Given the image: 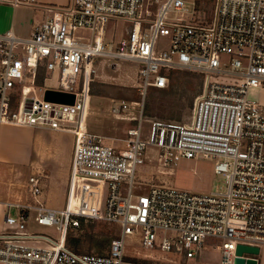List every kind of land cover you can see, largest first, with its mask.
Here are the masks:
<instances>
[{
    "label": "built area",
    "instance_id": "built-area-1",
    "mask_svg": "<svg viewBox=\"0 0 264 264\" xmlns=\"http://www.w3.org/2000/svg\"><path fill=\"white\" fill-rule=\"evenodd\" d=\"M18 7L37 0H4ZM184 0H71L65 6H46L47 16L28 40L12 31L0 35V127L46 126L75 135L69 197L60 212L43 200L42 178L29 181V202L12 203L7 228L0 233V264H135L126 260L127 235L139 233L146 249L177 253L200 264L207 238L223 241L219 264H235L239 245L264 247V105L250 97L264 88V0H214L207 23H188L196 17ZM174 15V17H169ZM130 21L127 38L107 42L112 19ZM79 31L91 32L90 38ZM160 36L171 38L170 52H158ZM113 56L144 63L138 73L145 96L149 88L166 89L175 70L204 74L203 92L195 98L189 122L150 120L146 139L143 114L127 130L123 144L86 130V111L95 74L94 59ZM115 66V65H114ZM57 72L58 88L38 85L40 72ZM212 74L231 75L241 82L212 81ZM46 89L73 93V105L49 102ZM42 91L43 98L37 95ZM33 92L35 96H30ZM132 104V103H131ZM130 102L114 100L112 112L124 116ZM139 104V103H138ZM145 105H142V113ZM115 141V142H114ZM155 148L167 166L200 155L215 159V171L226 179L224 190L192 193L168 186L153 187L147 195L133 193L138 165ZM82 185L74 198L76 184ZM93 182V183H92ZM127 191L123 195L122 189ZM43 226L57 225L58 239L27 230L30 212ZM120 224L105 255L80 254L66 242L69 228L80 221ZM171 232L172 236L167 234ZM259 254L243 253L244 259Z\"/></svg>",
    "mask_w": 264,
    "mask_h": 264
},
{
    "label": "rangeland",
    "instance_id": "rangeland-1",
    "mask_svg": "<svg viewBox=\"0 0 264 264\" xmlns=\"http://www.w3.org/2000/svg\"><path fill=\"white\" fill-rule=\"evenodd\" d=\"M184 1L186 3V7L190 11H193V3L196 1L205 7H202V10L196 13L195 18L193 17L191 19L189 16H186V22L190 24L198 22L207 23L210 21V19H212L214 12V0ZM169 17H174V15H170ZM131 26L132 24L130 21L121 18L112 19L106 28V41L113 42L116 45L120 40L129 36ZM78 35L85 38H90L91 32L79 31ZM171 48L172 42L170 37L160 36L158 38L156 44V49L158 52H170ZM143 66V62L136 60H128L106 55H99L95 57V74L93 76L94 81L92 83V93L90 94L88 101L89 106L86 111L85 120L86 130L88 132L112 138L121 136V139L125 137V134L127 136V131L126 133L123 131L124 127L127 128L128 122L113 115L111 111L113 105L112 99L128 100L130 104L132 103V107L137 108V112L138 109H141L142 105L144 104L145 114L151 116L155 114L154 116L156 117L157 114L164 116L160 118L157 117L159 119L167 121L175 120L185 123L190 121L195 99L190 101V99H183V97H181L182 94L186 93L182 92V89L177 88L181 84L176 82L175 76L174 78H172L173 76H170L171 83L168 88H149L145 96L141 93L139 84H143V82L139 80L138 73ZM190 72L194 73L196 71ZM46 78L47 79L44 80V85L41 87H59L60 77L57 72L47 73ZM211 80L224 84L242 81L239 78L225 74H212ZM197 81V79L194 80L195 83ZM205 81L206 78L204 76L202 92L205 87ZM174 86L175 88H173ZM191 90L193 91V88H191ZM29 95L35 96L33 92H30ZM37 95L40 98H43L42 91L39 90ZM260 98L261 101L264 102V88L261 92ZM132 100L137 101L139 104L131 102ZM174 114H176L175 119H173ZM149 131L150 122L144 119L142 124V135L144 139L148 137ZM116 144H123V142H116ZM26 179L29 183L30 175L27 176ZM70 180L68 185L59 184L57 187L50 189L49 192L46 193L45 202L48 209L55 210L57 212L63 210L64 205L66 204L69 197ZM86 182L89 181L83 180L76 184L74 191L75 199L80 197L81 187ZM225 182V177L216 173L215 159L212 157L207 158L200 155L193 159H181L177 163L167 166L161 160L158 151H156L155 148H150L146 153L144 164L138 165L136 168L133 193L135 196L147 195L150 190L156 186H168L192 193H211L214 191L224 190L226 187ZM122 193L123 195L127 194L125 188L122 189ZM9 213L10 215L14 216L18 214V212L15 210H11ZM36 215V212H30L29 218L27 220L28 232L32 234H43L49 236L52 239H58L60 237L58 226L40 225L36 221ZM85 226H87V228L91 226L92 231L95 233L106 231L109 232L114 238L116 236H122V227L120 224L110 225L104 222H85ZM6 228L7 225L3 223L0 233ZM78 228H69V230L74 229L78 231ZM167 235L172 236L173 233L169 232ZM204 243L207 248L199 263L219 264L221 260V250L217 247L221 246L223 241L219 238H207ZM125 245L126 260L134 262L135 264H187V260L177 253H167L158 248H144L139 233L127 235ZM259 257V264H264V247L261 249ZM194 263L195 262H189V264Z\"/></svg>",
    "mask_w": 264,
    "mask_h": 264
},
{
    "label": "crops",
    "instance_id": "crops-1",
    "mask_svg": "<svg viewBox=\"0 0 264 264\" xmlns=\"http://www.w3.org/2000/svg\"><path fill=\"white\" fill-rule=\"evenodd\" d=\"M70 1L37 0L35 5L14 7L4 0H0V35L12 31L21 40H28L31 38L35 28L48 15L44 7L65 6ZM186 16L193 18L186 13L178 15L180 19L185 21ZM262 90L258 88L252 89L250 97L261 101ZM114 100L123 99H112V102ZM124 101L129 102L128 100ZM131 102L138 104L134 100ZM261 103L264 105V102L261 101ZM141 114L144 116L143 119L148 122L157 117H164L159 114H157V117L154 116L155 114L153 116L145 114V107L143 113L142 108L138 109L137 112V108L132 107V105L130 112L124 116H116L113 113L117 118L128 122L127 128L124 127L123 132L125 133L128 128L141 118ZM175 115L173 119H175ZM125 137L122 139L121 136L113 137V139H116V142H120ZM74 150L75 135L72 132L59 131L46 126L31 127L5 124L0 127V229L5 222L7 213L11 210L21 211L20 208L9 210V203L21 206L28 204L29 183L26 179L27 176L30 175V178L32 176H40L42 178L44 202L46 193L50 189L57 187L59 184L68 185L71 177Z\"/></svg>",
    "mask_w": 264,
    "mask_h": 264
},
{
    "label": "trees",
    "instance_id": "trees-1",
    "mask_svg": "<svg viewBox=\"0 0 264 264\" xmlns=\"http://www.w3.org/2000/svg\"><path fill=\"white\" fill-rule=\"evenodd\" d=\"M196 4L197 11H201L203 6L198 3V1H196ZM171 76H173L172 78H174L175 76L176 82L181 84L177 88L182 89V92L186 93L182 94L181 97H183V99H190V101H193L202 92L204 84V74L175 70L171 72ZM44 77L45 72L44 70H42L37 80L39 86L44 85ZM196 79L198 81L195 83L194 80ZM173 88H175V86ZM191 88H193V91L191 90ZM113 239L114 237H112L109 232L101 231L100 233H95L94 231H92L91 226L87 228V226H85L84 220L80 221V227L78 228V231L70 229L66 234L67 245L73 251L80 254L105 255L106 252L110 249Z\"/></svg>",
    "mask_w": 264,
    "mask_h": 264
},
{
    "label": "water",
    "instance_id": "water-1",
    "mask_svg": "<svg viewBox=\"0 0 264 264\" xmlns=\"http://www.w3.org/2000/svg\"><path fill=\"white\" fill-rule=\"evenodd\" d=\"M44 99L49 102L62 103L73 105L75 103L76 96L73 93L63 92L59 90L46 89L44 92ZM259 254L260 249L257 247H249L239 245L237 248V254L239 257L235 260V264H258L255 259H244L241 256L243 253Z\"/></svg>",
    "mask_w": 264,
    "mask_h": 264
}]
</instances>
